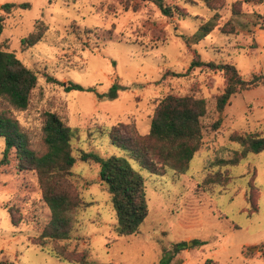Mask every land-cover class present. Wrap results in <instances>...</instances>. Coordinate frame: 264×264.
Wrapping results in <instances>:
<instances>
[{
	"label": "rangeland",
	"instance_id": "obj_1",
	"mask_svg": "<svg viewBox=\"0 0 264 264\" xmlns=\"http://www.w3.org/2000/svg\"><path fill=\"white\" fill-rule=\"evenodd\" d=\"M164 1L180 11L165 16L141 0H0V5L30 3L4 15L1 39L37 75L27 108L16 109L0 97V114L18 122L36 155L46 151V112L76 129L71 139L76 161L68 179L79 206L70 238L58 245L85 250L96 264H264V150L249 153L237 165L215 164L241 149L231 140L233 133L264 135V86L234 94L219 114L215 99L224 87L222 72L189 67L199 59L230 62L244 78L264 74V0H215L211 7L204 0ZM37 19L47 29L39 42L24 48L21 39ZM204 24L210 30L196 36ZM69 81L83 89L66 91ZM113 85L114 97L98 96ZM166 94L203 98L206 112L200 119L202 143L188 169H167L159 176L112 145L107 131L120 122L146 134ZM4 148L0 137V160ZM81 150L103 158L126 156L141 174L148 213L136 232L119 236L113 231L117 218L99 180V163L78 159ZM7 159L0 163V260L71 264L50 251L53 243L46 248L33 243L51 211L35 171L19 169L13 150ZM218 173L221 183L204 182ZM248 189L252 203L246 199ZM180 242L185 248L173 253Z\"/></svg>",
	"mask_w": 264,
	"mask_h": 264
},
{
	"label": "trees",
	"instance_id": "obj_2",
	"mask_svg": "<svg viewBox=\"0 0 264 264\" xmlns=\"http://www.w3.org/2000/svg\"><path fill=\"white\" fill-rule=\"evenodd\" d=\"M153 3L160 12L171 17L176 10L175 5L167 4L164 0H141ZM191 1V0H189ZM211 7L215 0H204ZM261 3L263 0H247ZM239 2H236V4ZM235 4V5H236ZM29 2H6L0 5V97L6 99L9 104L19 110L27 108L32 89L37 83V75L26 67L16 55L5 49V43L1 39L4 26V15L9 14L15 8H28ZM236 6L233 12L237 13ZM47 25L42 19L35 21L34 27L21 39V45L28 48L41 39ZM196 36L206 34L210 30V24L200 26ZM200 31H202L200 33ZM205 65L210 69L222 72L224 87L216 96L215 106L220 114L234 94L249 90L258 86H264V74H253L250 78L242 77L234 64L230 62H202L192 59L189 67ZM65 90L83 89L74 82H67ZM90 91L94 87L88 88ZM117 86L113 85L109 92L98 96L114 97ZM206 112V104L203 98L192 95L166 94L163 96L151 116L149 130L146 134H140L132 123H117L107 131L110 143L124 152L139 165L154 175H163L167 169L176 173H184L189 166L195 152L202 143L201 117ZM220 117L215 126L220 123ZM76 129L65 124L54 112H46L42 126L43 141L46 151L36 155L29 148L25 133L18 122L6 115L0 114V137L4 138L5 148L1 164L7 163L10 150L15 152L18 158L19 169L35 171L38 179L41 198L51 211V217L43 231L34 239L33 243L45 247L47 243H53L50 250L53 254L71 264H96L89 259L87 251L67 250L64 245H58L62 240L70 238V231L75 223L74 212L79 206V199L72 190L68 179L76 157L72 154L71 139ZM231 140L241 146L239 151L229 159H218L215 164L237 165L245 159L249 153H258L264 150V135L257 133H233ZM78 159L99 163V180L110 193V201L115 209L117 223L113 231L119 235H129L138 230L139 224L148 213L144 179L135 170L126 156L110 155L101 157L94 151H80ZM221 174H212L204 179L205 183H221ZM246 199L252 203L250 189L246 192ZM13 224L17 221L12 219ZM46 248V247H45ZM185 248V243H175L173 253ZM173 256V255H172ZM171 259V258H170ZM0 264H10L7 260H0ZM112 264V263H106Z\"/></svg>",
	"mask_w": 264,
	"mask_h": 264
}]
</instances>
